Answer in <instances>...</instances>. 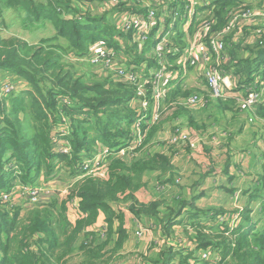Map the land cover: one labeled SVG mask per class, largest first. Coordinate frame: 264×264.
Segmentation results:
<instances>
[{
  "label": "trees",
  "instance_id": "16d2710c",
  "mask_svg": "<svg viewBox=\"0 0 264 264\" xmlns=\"http://www.w3.org/2000/svg\"><path fill=\"white\" fill-rule=\"evenodd\" d=\"M89 1L93 0H0V13L5 9L25 11L35 20L49 21L56 28V35L38 42L15 35L0 36V71L17 74L28 82L27 89L6 96L0 90V190L12 189L15 181L32 184L41 176L47 179L59 163L76 176L83 173L81 160L97 142L110 149L131 138L136 119L131 106L134 87L104 75L79 73L75 63L67 60L70 54H86L97 39L121 48L113 37L115 33L125 36V53L133 56L137 64L144 58L134 54L135 47L128 41L130 36L106 18L110 14L92 12L86 6ZM76 2L82 6L81 17L76 15L81 12ZM212 5L214 8L203 17L209 23L207 38L224 32L235 15L256 10L257 6L243 0H212ZM69 14L73 17L69 18ZM263 19L238 20L223 36L226 44L231 45L233 64L237 63L241 69L237 74L241 76L242 89L256 79L250 76L254 71L264 74ZM199 23H193L191 34ZM235 35L239 37L238 43L231 42ZM241 52L249 54L244 57ZM245 79L247 85L243 84ZM147 89L150 97L152 86L147 85ZM196 93L171 92L167 109L174 103L184 104L188 96ZM63 97L72 104L63 103ZM186 111L181 108L170 118ZM257 113L264 116V105L258 106ZM62 115L71 121L70 154L55 151L53 145V130ZM158 129L159 125H151L136 146L137 156L130 161L108 157L104 175L90 172L74 181L60 197L32 205L23 215L20 207L0 204V264H70L75 258H79L77 264H112L130 238L127 210L139 222L155 220L166 237L171 234L170 227L182 221H177V217L185 206L188 211L184 225L189 224L185 234L196 247L192 250L162 246L155 241L158 249L151 247L152 252L144 258L146 263L196 264L190 260L198 259V251L214 250L218 258L201 260V264H264V227L259 228L253 221L250 208L242 212L237 226L227 222L210 225L203 222L210 212L215 219L225 210L199 208L181 195L175 199V205L163 204L161 200L141 202L136 197L147 174L159 172L163 176L173 168L171 157L165 152L149 151ZM122 204H128L127 209ZM262 209L264 212V203ZM99 221H102L100 230L90 229Z\"/></svg>",
  "mask_w": 264,
  "mask_h": 264
},
{
  "label": "crops",
  "instance_id": "0c3cea01",
  "mask_svg": "<svg viewBox=\"0 0 264 264\" xmlns=\"http://www.w3.org/2000/svg\"><path fill=\"white\" fill-rule=\"evenodd\" d=\"M196 2L197 3L193 7L194 13H192L189 10L190 5L185 0H176L173 2H167L166 6H161L159 9V13L161 14L160 19L158 23L154 27H152V29L149 31L146 41L141 46L135 42L133 33L130 39L128 37L129 44L130 45L132 44L135 47L134 54L137 53L139 55L144 56L140 64L136 63L133 56L131 57L127 53H125V49L127 48L125 44L126 42L125 36L115 33L113 37L117 41H119L118 44H120L121 46V48L117 49L120 54L121 63H124L128 67L129 66L134 67L143 77H149L155 71L157 66L153 54V49L157 41L162 36L165 35L168 43L173 42L174 46L180 49L183 48L188 43V38L189 35L191 34L190 28L193 25V23L199 19L198 18L199 16L204 14L202 16L203 18L204 16L208 15L211 12V10L214 8V5L211 6L212 0H196ZM74 4L78 5V9H80V6L77 2ZM145 9H146V5L141 8V11ZM104 10H107L106 12H108L116 22L117 10L114 8H112L111 10L109 9H104ZM91 11L94 12L93 10ZM81 14L82 13L79 12L76 15L81 17ZM67 16L69 18L73 17L70 14ZM173 17H175V19ZM248 41L249 42L247 43L250 44L251 41L250 40ZM231 42L238 43L239 42L238 36L235 35L234 38L231 40ZM253 42H255L254 39ZM244 43H246L245 39H244ZM230 47H231L230 44H226V54L228 60L225 62L227 64L225 65V68L237 74V71L241 69L237 65V63L233 64L232 56L229 52ZM248 54L249 52L243 56L245 57ZM167 60L170 64V70L174 68H178L177 56L175 54L168 53ZM243 71L244 73L247 74V70L245 69V67H243ZM194 74L197 75L199 80L190 84V79H192V76ZM250 76L256 77V79L253 81V83H250L249 85L251 84L259 85L263 88V92H264V74H258L254 71L253 74ZM246 80L247 79H245L243 84H246ZM195 84L198 85V87H195V89L197 90L196 92L201 93L207 100L205 106L185 108L186 105L179 102L178 104L174 103L172 105L173 106L172 108L167 109L168 97L171 92L178 90H182V91L187 90L191 92L190 89ZM22 89L24 88L16 85L17 92L21 91ZM209 94H210V90L206 83L205 78L200 75L198 69L191 67L186 76H183L181 74L175 81L171 80L167 85H165L163 94L161 95L160 98L151 99L149 102V107L148 110L146 111V116L150 117L152 113L159 111L161 117L160 120L156 123L157 125H159V129L156 132V136L153 144L155 146L154 148L153 146H151L150 147L151 150L149 149V151H153L154 153L165 152V154L171 157L172 164L174 165L175 168L174 174L177 175L180 173L181 175H186V178L178 182V185H176L177 190L169 193L175 198L173 197L174 199L173 198L169 199L168 195H166L163 199H161V201H163V204L166 205L167 204L175 205L176 203L175 199L181 195L184 199L193 201L194 204L199 208H203V209H208L212 207L222 208L223 210H225V213L223 214L224 215L223 220L225 221H228V219L230 218L236 217L237 214L239 216V221H241L242 212L245 210V208L248 207L252 210L251 217L253 218V221L257 222L259 228H262L264 227V212L262 209L264 203V145L260 143L261 142L264 143V135L262 137V140L258 141L257 143L258 147L260 148L259 150L260 162L254 163L253 136H252L253 129L250 128V125L253 124V122L250 121V117L252 116L253 113L246 105H241L245 109V112L239 111L238 113H234L230 109H225L224 106L220 107L222 110H224L223 113L225 114V119H222L223 125L225 124V120H231L235 124L237 123L238 120L237 118L243 116L245 117L248 126L245 127H243L242 125L234 126V128H232L233 131H229L228 133H226V131H223V138L220 140V145H218V148L217 146H215V144L211 142L207 144L205 147H204L205 144L201 146L200 144L203 142V138L198 136V134L203 133V130L205 132V129H200L196 127H195L196 130L189 131V133L191 134L190 136L192 139V143L184 148H180V149L178 148L177 150V147L168 145L169 143H167L166 141L167 135H169L171 132V131L169 132V130L173 128L172 125L177 121L181 122L183 119L187 121V114L196 115V120L199 123H201V121L198 115L203 116L205 118H209V115H207V113L211 101L219 100L210 97ZM178 97H176L175 99H177ZM227 99L229 101H234L235 103L239 104L233 98H227ZM131 104L133 105L132 107L136 111V107L138 106L136 105L137 103H131ZM259 105H264V102L256 106L255 113H257V108ZM181 108L187 110L184 115L170 118L173 117L174 114ZM230 112H232L233 115H230ZM258 115L259 114L257 113V117ZM168 124L169 127H167ZM221 133L222 132H220L219 134ZM61 145H63L62 142L58 144L59 147ZM156 146H160L159 150H155ZM59 147L56 148L57 151ZM174 148H176L175 150L176 153L173 152ZM245 149H247V151L243 153V150ZM108 162L106 164H108ZM64 167L65 170H68L66 166ZM106 167L107 165H105V169ZM58 169L61 168L59 167ZM155 173L159 174V172H155ZM259 173L262 174V182L260 183L259 186L262 187L263 190L261 195H256L253 191V187L255 186V182L258 183L261 181V178H257ZM153 174L154 172L149 173L146 175L145 178ZM163 176L166 177L167 175H163ZM77 177L73 176L69 180V182H67V184H64L62 187L56 186V182H57L56 179L54 182H52L51 179L53 177L47 179H44L42 177V180H46V181L48 180L47 182H52L53 184L52 189L56 190V192L57 189L62 190V192L58 196L60 197L63 193L66 192V190L73 184L74 181H77L75 179ZM182 188L188 190V193L190 195L187 198L185 196L186 194L182 193ZM237 195L239 196L238 202L242 204L244 207L234 205V203L237 202L236 200ZM151 200L153 199L150 200L142 199V201L144 202H149ZM16 207L21 208V214L23 215L24 212L31 206L29 205L22 207L17 205ZM228 207L231 209H227ZM180 209H181V215L177 217V221L178 220H182V221L175 222L174 224L179 225L180 228L184 227V230L185 229L187 230L184 224L186 223V219H187L188 206L181 207ZM210 214L213 213L210 212ZM210 214L207 216V218L204 219L203 222L209 223L211 225L215 223L217 218L212 219V215ZM145 223L146 222L137 221V218H135L129 210L126 211V226L128 227L130 232V238L125 243L122 251L117 253V257H119L120 255H124L126 252L123 251L127 247L131 248L132 250H135L136 252L140 250V249H136V244H134V242H130V239L133 240L131 238V233L133 232V230H136L139 226H144ZM99 224H101L100 227L102 228V221H99L97 225ZM187 226H189V224ZM94 227L95 226H93L90 229H94ZM100 229L98 227L96 230H100ZM185 237L187 236L185 235ZM139 242L140 241H137V243Z\"/></svg>",
  "mask_w": 264,
  "mask_h": 264
},
{
  "label": "rangeland",
  "instance_id": "374dc122",
  "mask_svg": "<svg viewBox=\"0 0 264 264\" xmlns=\"http://www.w3.org/2000/svg\"><path fill=\"white\" fill-rule=\"evenodd\" d=\"M41 1V0H39ZM124 1V0H123ZM146 0H143L141 4H139L137 7L138 9H141L143 7V3ZM244 2L247 3H252L253 5H257L255 9H258L261 13H264V0H243ZM97 3V4H94ZM94 4V5H93ZM108 0H93L89 1L87 3V7L90 6V9L94 11L96 14H102L105 13L107 10H104L105 7H108L109 10L111 8L107 6ZM127 5L123 6L124 10H127ZM204 15V14H203ZM199 16L198 20H200V17L202 19V16ZM106 18L109 20L113 21V26L117 27V29L122 30L121 26L118 24V19L114 20V18L111 15H106ZM117 18H119V15L117 14ZM122 24V23H121ZM196 29V27H195ZM128 35L131 37L132 35V30H126ZM195 33V30H194ZM17 36L20 38H23L29 42H38L40 39L44 37H49V36H54L56 35V28L53 26V24L47 22L46 20H35L30 14H28L25 11H14L13 9H5L0 13V36L1 37H8V36ZM100 40V39H97ZM243 52H241V55ZM74 57L77 58V60H74ZM86 54L84 55H74L70 54L69 57H67L68 61H71L75 63V66L79 69L80 72H89L97 75H101L102 71H99V67L90 62H87L85 60ZM193 70V69H192ZM199 78L197 77L196 74L192 76V79H190V84L198 81ZM15 82L17 86H20L24 89L28 88V82L20 77L17 74L6 72V71H0V83H6V84H11ZM27 83V84H25ZM195 87H198V85H193V87L190 89L191 92H196L197 90ZM248 90V89H247ZM246 90V91H247ZM245 92V91H243ZM190 94V93H189ZM223 100V101H220ZM235 100V99H234ZM61 104V101H60ZM224 106L225 109H230L234 113L240 112H245V109L243 106L235 103L234 101H229L228 99H219V100H214L211 101L208 109L207 115H209V118H205L203 116L198 115L201 123H199L196 120V115L192 114H187V121L183 119L181 122H176L172 123L173 127L180 126L182 127L188 134L189 136L191 135L189 131L191 130H196V128L200 129H205V132L203 130V133L198 134V136L203 138V142L200 144L201 146L204 145V147L209 144L210 142L215 144V146L220 145V140L223 138V131H226L228 133L229 131H233L232 128L234 126H239L242 125L243 127L248 126L247 121L245 117L241 116L238 117L237 123H233L231 120H225V124L223 125V120L225 119V114L223 113L224 110H222L220 107ZM192 111V110H191ZM230 112V115H233V113ZM60 115V113H59ZM257 117V113L256 116ZM157 123V122H156ZM155 123V124H156ZM59 124H62L61 119L57 120L55 126H58ZM189 126V127H188ZM192 126V127H191ZM169 127V124L167 125ZM61 128V127H60ZM60 128H57L56 130H59ZM250 128L253 129V161L254 163L260 162L259 156H260V148L258 147L257 143L258 141L262 140V137L264 135V116H259L253 120V124L250 125ZM243 129V128H242ZM133 131V130H132ZM171 130H169L170 132ZM222 132L221 134H219ZM209 135H206V134ZM191 137V136H190ZM55 138L58 140L59 136L58 133H56ZM167 143L168 145L177 147L180 149V144H172L169 141V135H167ZM60 141V140H59ZM58 141V142H59ZM138 144V137L133 136L132 138L128 139L127 142L122 145L118 146L117 148H110V153L106 151V147H103L101 143H96L91 150V153H87V156L83 158L82 163L84 164L81 165V168L85 167L87 165L88 170H84V174L78 176L75 178L76 180L81 179L83 176L90 172H94L96 175H102L105 169L106 163L109 161L108 157L112 156L116 157L118 155H124L123 160L125 161H130L133 157L137 156V153H135V150L137 149L135 146ZM263 144L264 143H260ZM153 148L155 145H152ZM65 150L61 151L63 146L59 147V150L63 153L70 154V149L69 145H64ZM248 147V145H247ZM134 148V149H133ZM160 146H156L155 150H159ZM213 148V146H212ZM123 149L122 152L120 150ZM133 149V150H132ZM176 148H174L173 152H175ZM247 149L243 150V153L246 152ZM180 152V151H179ZM176 153V152H175ZM141 155V154H140ZM91 156V157H90ZM89 157V158H88ZM96 161H99V165L96 166ZM200 166V165H199ZM198 166V167H199ZM61 169H58V168ZM57 171V174H56ZM88 172V173H87ZM175 168L173 165V168L171 172L167 176H159V174H156L154 172L153 175L147 176V178H144V186L140 191H137L135 193L136 197L141 201L143 200H150L153 199V201H160L163 199L166 195H168V198L171 199L174 196L170 195L169 193L177 190L176 185H178V182L182 181L183 179L186 178V175H181L180 173L175 175ZM56 174V175H54ZM49 175V173H48ZM47 175V176H48ZM52 182L55 181L56 179V186L57 187H62L64 184H67L69 180L73 177L71 174L70 170H65L64 164H58L56 165L53 173L48 177L51 178ZM257 178H261L260 182H255V186L253 187V191L256 195H261L263 188L260 187V183L262 182V174L259 173ZM74 179V180H75ZM174 179V180H173ZM73 180V181H74ZM48 181V180H47ZM46 180H42V176L32 184H24L21 181H15L11 187L14 189L11 192H8V194L11 197V201L8 203L12 204L15 203L16 206H26L28 204V201L32 199L34 196L32 195V192H36L35 196L39 198L38 202H47L55 199L56 197L60 195L62 190H56L52 189L53 184L52 182H47ZM173 181V182H172ZM11 190V189H10ZM9 191V190H5ZM182 193L186 194V198L190 195L188 193V190L185 188H182ZM175 198V197H174ZM173 198V199H174ZM239 196L237 195V202L234 203L235 206H242L238 202ZM14 205V204H13ZM128 204H122L121 207H125L127 209ZM15 206V207H16ZM29 206V205H27ZM9 207V206H7ZM10 208V207H9ZM27 208V207H26ZM231 209V208H227ZM128 211V210H127ZM163 217L166 216V214H161ZM167 218V216H166ZM242 220V219H241ZM155 223V220H150L147 219L146 223L144 226H139L136 230H133L131 233V238L130 242H134L136 244V249H140L139 251L132 250L131 248L127 247L123 252H126L124 255H120L118 258L114 259V262L112 264H148L144 260L145 255H149L152 252L151 247L157 242L163 245L167 246H173V247H179V248H185L187 247L188 249H194L196 247V243L190 242L187 237H185V230L184 227H181L179 225L173 224L170 227L171 234L167 235L166 237L160 232L159 229V224H155L153 226V222ZM221 222H227L230 225L237 226L238 224L235 222V217L228 219V221H223V215L219 214L217 215V219L215 221V224L221 223ZM241 222V221H239ZM101 224L97 225L94 227L96 230L98 227H100ZM185 226V225H184ZM186 227V226H185ZM189 227V226H187ZM137 241H140L137 243ZM153 241V242H152ZM156 241V242H155ZM150 246V247H149ZM159 244H156L153 246L154 249H158L157 247ZM122 253V252H121ZM219 254L211 250L209 251H198L196 254V257L198 258L197 260L191 259L190 263H196V264H201V260H206L209 261L205 258L209 259H214L218 258ZM79 261V258H75L74 260L71 261L70 264H77Z\"/></svg>",
  "mask_w": 264,
  "mask_h": 264
},
{
  "label": "built area",
  "instance_id": "2783aa9c",
  "mask_svg": "<svg viewBox=\"0 0 264 264\" xmlns=\"http://www.w3.org/2000/svg\"><path fill=\"white\" fill-rule=\"evenodd\" d=\"M173 1L176 0H148V2L146 0L143 3V6L146 5V9L144 11L135 8L141 4L143 0H108L107 6L111 9L113 7L118 8L116 13L119 15V18L117 19L122 31L127 33L126 30H132L135 42L141 46L146 41L149 31L158 23L160 19V7L166 6L167 2ZM185 1L190 5L189 10L194 13L193 7L197 3L196 0ZM124 5H127V10L123 9ZM79 6L81 13H83L82 6L80 4ZM105 9L109 8L105 7ZM259 17L264 18V13H261L258 9L248 10L240 15H235L227 29L224 32L216 34L212 38H207V36L205 37L209 23L207 21H203V18H200V23L195 33L189 35L188 43L181 49L174 46L173 42L168 43L165 35L162 36L157 41L153 49L157 66L155 71L149 77H143L134 67H128L124 63H121L118 50L114 46L108 45L101 39L91 43L88 52L86 53L85 60L96 64L100 68L99 71H102L101 75H104L110 80L121 81L134 87L135 95L131 103H137L136 105L138 106L136 107V120L132 127V137H138V144L136 146L142 142L145 132L148 131L151 125L155 124L160 118L159 111L152 113L150 117L146 116V111L148 110L151 98H160L163 94L165 85H167L171 80L175 81L181 74L186 76L191 67L198 69L200 75L205 78L210 90V97L214 99L233 98L239 103V105H246L253 113L250 117V121L253 122L256 118V106L264 102L263 88L259 85L251 84L242 89L240 84L241 76L225 68V65H227L225 62L228 60V57L226 54V44L223 36L226 31L229 30L238 20L240 21L241 19H246L247 22H250L258 19ZM173 18L175 19V17ZM168 53H172L177 56L178 68L170 70V64L167 60ZM74 60L76 61L77 58L74 57ZM147 85L152 86L150 97ZM0 90L1 95L4 96L17 92L15 82L11 84L0 83ZM23 90L25 89H22L21 91ZM62 101L67 105L72 104L70 99L65 97L62 98ZM183 102L190 107H203L206 105L207 100L203 95L196 93L188 96ZM131 106L133 105L131 104ZM61 121L62 124L56 126L57 128H61L59 130L54 128L53 130L54 149L57 151L56 148L59 147L58 144L62 142L63 145L61 146H63V148L61 151L65 150L64 145H69V149L71 150V144L68 139L71 133V121L64 115H62ZM56 133H58L59 136L58 140L55 138ZM169 141L172 144H176V146L177 144H180V148H184L185 145L192 143V139L189 134L180 126L176 127L175 131L170 132ZM105 149L110 153L109 148L106 147ZM61 151L58 149L57 152ZM122 151L123 149L120 150V152ZM123 156L124 155H118L116 157L123 159ZM95 163L96 166L99 165V161H96ZM82 169L88 170L87 165ZM13 189L14 188L9 191L0 190V204H9L10 207H14L16 205L13 202L12 204L8 203L11 201V197L8 192H11ZM35 194L36 192L33 191L32 195L34 197L28 201L27 205L32 206L43 203L38 202L39 198L36 197ZM235 222L237 224L239 223L238 214L235 217Z\"/></svg>",
  "mask_w": 264,
  "mask_h": 264
},
{
  "label": "clouds",
  "instance_id": "9594fccd",
  "mask_svg": "<svg viewBox=\"0 0 264 264\" xmlns=\"http://www.w3.org/2000/svg\"><path fill=\"white\" fill-rule=\"evenodd\" d=\"M134 109V108H133ZM136 120V119H135ZM135 122V121H134ZM133 122V123H134ZM132 127H133V125H132ZM131 138H132V133H131ZM69 139V138H68ZM85 172H84V170H83V173H81V174H78V176H80V175H82V174H84ZM76 177H77V175H76Z\"/></svg>",
  "mask_w": 264,
  "mask_h": 264
}]
</instances>
